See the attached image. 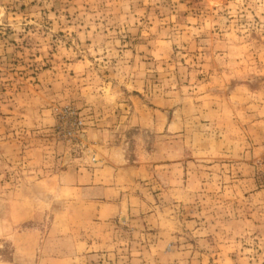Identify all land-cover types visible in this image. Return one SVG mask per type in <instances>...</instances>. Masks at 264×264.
<instances>
[{"label":"rangeland","instance_id":"1","mask_svg":"<svg viewBox=\"0 0 264 264\" xmlns=\"http://www.w3.org/2000/svg\"><path fill=\"white\" fill-rule=\"evenodd\" d=\"M0 264H264V0H0Z\"/></svg>","mask_w":264,"mask_h":264},{"label":"crops","instance_id":"2","mask_svg":"<svg viewBox=\"0 0 264 264\" xmlns=\"http://www.w3.org/2000/svg\"><path fill=\"white\" fill-rule=\"evenodd\" d=\"M92 177V176H91ZM92 182L94 183L95 182V180L92 178ZM91 189H96V190H98V189H102L101 190V197H100V199H109L110 197H108V196H110L111 194H110V192L109 191H111V189L110 188H100V187H92Z\"/></svg>","mask_w":264,"mask_h":264}]
</instances>
